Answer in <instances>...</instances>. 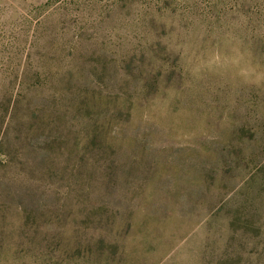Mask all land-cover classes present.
<instances>
[{"label": "rangeland", "instance_id": "obj_1", "mask_svg": "<svg viewBox=\"0 0 264 264\" xmlns=\"http://www.w3.org/2000/svg\"><path fill=\"white\" fill-rule=\"evenodd\" d=\"M0 264H264V0H0Z\"/></svg>", "mask_w": 264, "mask_h": 264}]
</instances>
